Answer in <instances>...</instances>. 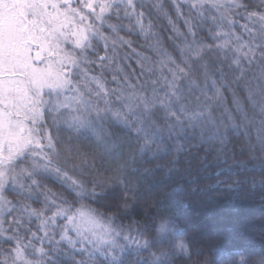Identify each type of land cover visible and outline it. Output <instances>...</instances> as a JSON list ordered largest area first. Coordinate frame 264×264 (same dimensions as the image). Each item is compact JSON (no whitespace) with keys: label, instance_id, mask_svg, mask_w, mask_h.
I'll use <instances>...</instances> for the list:
<instances>
[{"label":"trees","instance_id":"obj_1","mask_svg":"<svg viewBox=\"0 0 264 264\" xmlns=\"http://www.w3.org/2000/svg\"><path fill=\"white\" fill-rule=\"evenodd\" d=\"M104 1L83 13L87 45L66 55L67 90L35 127L48 142L5 166L0 264L264 253V0ZM81 212L107 240L72 231ZM211 217L204 232L223 234L205 239L195 227Z\"/></svg>","mask_w":264,"mask_h":264},{"label":"rangeland","instance_id":"obj_2","mask_svg":"<svg viewBox=\"0 0 264 264\" xmlns=\"http://www.w3.org/2000/svg\"><path fill=\"white\" fill-rule=\"evenodd\" d=\"M11 2L12 0H0V54H3L8 48L7 39L10 38L9 34L11 33L15 36L13 46L27 74L25 78L30 79L28 91L32 101V107L27 113L28 119L26 121L27 144L15 155L16 158L27 153L28 148H38L40 144L44 143L45 145L48 142L46 137L38 136L35 127L36 125L40 126L41 112L46 109L47 105L49 108L50 103L59 106V102L67 90L66 73L68 71L64 66L66 62L67 67L69 64L66 55L71 54L72 56L78 48L82 50L85 43L87 45V42L84 44L83 42L91 34V31L87 28L90 25L89 20L83 13L87 15L88 10L98 9L95 12V17H100L106 12L108 4L104 0H43V2L42 0H27L25 4L21 5L20 10L29 13V15L12 33L5 17V6ZM76 2L78 7L73 8L72 5ZM89 4L92 5L91 8L88 7ZM92 26L97 27V22L94 21ZM60 74L63 75L60 76ZM8 152L7 147L0 149V186L8 175L5 172V166L15 159L5 162L4 157L8 155ZM140 195L144 197L147 192L142 191ZM113 197L115 196L113 195ZM118 204L121 208L127 209L129 205L135 203L129 201V203ZM147 206L148 208L153 207ZM212 217L201 219L200 223L197 224V229L195 227V232H202L201 236L205 239L216 238L223 234L216 229L204 232L206 229L203 223L206 221L209 224L215 222L217 216L213 220ZM251 219H246V221H252ZM103 227V223L95 221L93 215L81 212L76 217V222L72 224L71 229L72 231L79 229L80 234L82 232L84 235L93 237V239L107 240L105 235H98V231H101ZM226 231L228 232V230ZM260 233L264 234L262 231ZM87 236H85V240L90 239Z\"/></svg>","mask_w":264,"mask_h":264},{"label":"snow or ice","instance_id":"obj_3","mask_svg":"<svg viewBox=\"0 0 264 264\" xmlns=\"http://www.w3.org/2000/svg\"><path fill=\"white\" fill-rule=\"evenodd\" d=\"M26 2L27 0H12L11 4L5 6L6 23L12 33L29 15L20 10L21 5ZM88 7L91 8L92 5L89 4ZM9 36L8 48L0 54V149H9L8 155L4 157L5 162L14 159L27 144V113L32 107L28 91L30 79L25 78L27 74L13 46L15 36L11 33Z\"/></svg>","mask_w":264,"mask_h":264},{"label":"clouds","instance_id":"obj_4","mask_svg":"<svg viewBox=\"0 0 264 264\" xmlns=\"http://www.w3.org/2000/svg\"><path fill=\"white\" fill-rule=\"evenodd\" d=\"M172 192H179V188L171 189ZM167 193H165L166 195ZM187 207V205H185ZM172 221L169 217H163L158 222L157 233L163 235L171 225ZM181 251L188 254V245L183 242L179 245ZM200 264H211V256L206 254ZM234 264H264V253H238L235 257Z\"/></svg>","mask_w":264,"mask_h":264}]
</instances>
